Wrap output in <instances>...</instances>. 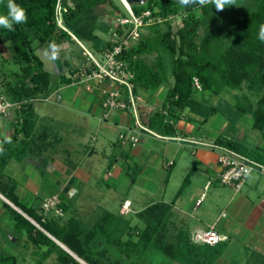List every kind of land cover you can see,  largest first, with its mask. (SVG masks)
<instances>
[{
	"label": "trees",
	"instance_id": "16d2710c",
	"mask_svg": "<svg viewBox=\"0 0 264 264\" xmlns=\"http://www.w3.org/2000/svg\"><path fill=\"white\" fill-rule=\"evenodd\" d=\"M14 2L26 10L28 20L25 24H15V31L0 27V41L9 42L11 60L19 65V70L13 71V80L1 76L0 86L12 100L25 101L18 109L19 122L12 138L0 143L3 147L0 152V193L21 210L0 197L13 223L15 232L12 235L28 234L32 241L46 246L35 264H42L53 254L60 264H83L75 256L87 264H130L120 256L109 258L111 246L120 247L128 256L135 251L146 253L149 249H157L171 262L214 264L223 254L226 243L221 242L223 246L221 243L215 246L205 244L214 251L208 252L184 231L178 234L177 241H170L167 234L172 205L165 201H157L138 213L145 226L134 239L133 231L138 225H133L123 214L106 210L91 227L85 229L77 217L72 216L65 222L61 220L63 216L45 218L38 208L18 200L16 182L7 178L3 170L11 159L21 161L30 151L42 153L49 145H44L43 139L37 151L33 145L37 116L34 100L54 91L52 74L35 53L34 43L50 42L59 49L64 43L75 42L73 34L95 51L102 52L111 44L98 31L110 34L115 26L111 22L100 24L101 14L97 9L108 7L114 17L125 16L126 13L122 10L125 6H119L115 0ZM6 5L7 0H0V15H7ZM132 8L137 14L151 9L156 18L161 16L163 19L148 26L150 33L143 31L139 42L121 54L133 73L136 94L144 93L148 97L162 85L168 87L159 108L152 109L142 101L138 104L141 122L161 135L174 136L178 133L177 124L186 115L198 126L220 115L226 124L213 146L221 152H236L264 166V145L251 148L246 143L247 133L241 135L239 130L240 122L251 115V128L258 131L264 140V41L258 38L260 26L264 25V0H236L235 5L226 6L223 11H217L214 4L182 7L178 0H148L146 5H134ZM59 12L66 29L58 24ZM178 15H183V22L176 27L170 22V17ZM163 21L165 28L161 26ZM63 62L69 71L74 70L70 56ZM61 81L71 83L73 79L65 73L61 75ZM226 90L242 92L237 93L234 103L221 98L213 102L215 96ZM253 94L259 97L256 102ZM193 173L194 167L188 172L177 196L191 181ZM134 180L132 176V182ZM61 198L64 211H68L70 203L62 195ZM125 235H128L127 239H124ZM245 248L248 264L258 260L259 264H264V253L248 244ZM0 264H18V258L14 254L0 252Z\"/></svg>",
	"mask_w": 264,
	"mask_h": 264
},
{
	"label": "crops",
	"instance_id": "0c3cea01",
	"mask_svg": "<svg viewBox=\"0 0 264 264\" xmlns=\"http://www.w3.org/2000/svg\"><path fill=\"white\" fill-rule=\"evenodd\" d=\"M8 45L7 41H0V51L4 53V48L8 49ZM1 57L4 59L3 62L8 60V56L5 54L0 56V59ZM65 73L67 74V72H63L61 75ZM59 83L56 85L57 87L54 86V91L50 97L60 94V99L55 101L56 105L60 103L61 107L75 108L78 114L76 118L78 122H76L75 116L74 118L72 116L63 117V115L55 117L50 113L48 114V120L51 124L49 125L51 130L53 129L54 131L50 135L49 130L41 122H38L40 113L37 109L38 107L34 105L37 114L36 124L37 128H39L35 131L36 141L35 143L33 142V145L36 146L34 148L37 151L42 146L43 140L44 145H49L48 149L42 153L30 151L22 160L23 163H20V166H24L23 169L25 168L28 173L24 182H16L15 192L18 200L22 204L38 208L43 198L45 199L47 196L56 193L58 190H63L66 185H69L68 189L64 191L68 195L66 198L69 200L65 199L70 203L71 197L74 198L80 192L76 185H88V183L93 185L100 182L102 178H114L118 182L131 178L132 181V176H134L135 180L132 182L131 190L135 189L136 197L132 196L130 198L128 196L121 204L118 213L123 214L121 211L124 208L126 212L131 211L134 214H138L157 201H165L172 205L168 220V230L178 233L183 231L181 229H185L183 219L186 201L191 200L194 202L196 195L194 209H197L203 205L206 191L213 186L216 188L219 185V175L223 170L219 163L221 151L213 146L219 134L213 136L211 133L208 135L210 138H204V134H208L206 132L202 136H198V133L193 134V125L195 124L186 115L177 124L178 134L173 138L176 141L156 136L152 137L153 135L150 133L142 132L140 134V141H142L140 144L123 143L119 139V134L127 131L130 126L134 127L135 122L132 113L116 111L105 117L97 91L89 92L84 86L73 82L65 83L60 80ZM164 95L162 94V88H159L155 93H149L148 97H145L143 93L141 97L145 105L154 109L156 106L159 107L161 105ZM7 116H9L10 120L5 124L0 123V143L12 138L15 126L19 122V110L14 108ZM58 121H62L65 125L71 123V126L67 130L63 128L57 130ZM178 138H181L180 141ZM154 139H160L158 141L160 145H156L158 142ZM187 151L192 155L191 158ZM186 164H188L187 168L189 169L186 173L194 167V173L201 169L203 173L206 172L210 176L205 183L204 191L200 195L198 194L200 190L193 193L192 186L198 187V184L192 179L185 191L183 190L179 196H177L176 190L172 191L170 196H167L169 186L175 176L174 171L178 168L182 169ZM45 174L54 176L61 188H56L52 192L40 195L42 177ZM249 178L250 180L248 179L240 190L235 189L234 195L229 196L227 214L228 217L233 218V223H236V225L233 229L222 232L229 237L230 246L225 249L220 257L228 252L234 253V256L239 255L238 251L247 244L264 253V183L260 180L258 181L255 177ZM151 181L162 185L164 190L158 199L150 198L146 203H142L147 196L146 192H151L152 190L148 188L149 190L144 191V189L139 187L142 184H146L149 187ZM138 194L142 197L141 200H139ZM0 197L21 211L3 194L0 193ZM200 199H202V202L198 205L197 202ZM0 204L2 205L1 201ZM125 205L127 206L125 207ZM196 219L199 218L197 217ZM204 219L207 228L211 225H216L218 228L219 216L217 218L218 221L213 217L209 219L204 217ZM226 223H229L228 219ZM245 225H248V227ZM189 226L191 227V225ZM12 229L14 230V228ZM199 229L205 228L197 225L191 230V235ZM174 239H177V235ZM234 248L236 250L233 252Z\"/></svg>",
	"mask_w": 264,
	"mask_h": 264
},
{
	"label": "rangeland",
	"instance_id": "374dc122",
	"mask_svg": "<svg viewBox=\"0 0 264 264\" xmlns=\"http://www.w3.org/2000/svg\"><path fill=\"white\" fill-rule=\"evenodd\" d=\"M115 1L119 6H123V5L127 6V4H125L123 0H115ZM122 10L126 13V9L124 7H122ZM109 11L110 10H108V7L97 9V12L101 14V17L99 18L100 24H103V22H111V23L114 22L113 20L114 16L111 15ZM182 16L183 15H178L174 17V19H171L170 22L173 23L176 27H178L183 22ZM164 22L165 21L161 22L162 28H165L166 26ZM143 31L147 34L150 33V29L148 27H146ZM98 33L105 40H109L111 37L110 34L104 33L101 30H99ZM34 47H35V53L44 61L46 69L50 71V73L52 74L53 86L60 84L59 82L61 80V76H60L61 73L67 72V68L63 62L65 57L70 56L74 66H78L79 63L81 62V60L78 57V55H81V48L75 42H72L70 44H68V42L64 43V45H62L59 49L55 48L50 42L41 45L38 44V42H35ZM4 54L8 56V60H6V62H3L4 60L3 57H1L0 59V71H1L0 81L2 80L1 76H3L4 74H6L7 78L13 80L14 79L13 71H18L19 65L15 64L11 60V53L9 52V49H7L6 47L4 48V53L0 51V56H4ZM171 81L173 83V78L171 79ZM161 88H162V94L164 95L168 87L162 85ZM245 90L247 91L246 88L244 89V91ZM241 92H242L241 90H231V91L226 90L224 91V93H222V95L214 97L213 102H217L221 98L234 103L236 100L235 97L237 93H241ZM59 97L60 94L53 95V97H51L52 98L51 101H46L45 96L34 100V104L38 107L37 109L40 113V118H39L40 120L38 122H41V124H43L46 127V129L49 130L50 135H52L54 131L53 129L51 130V127L49 125L51 123L48 120V116H49L48 114L52 113L55 117L56 116L59 117L63 115V117H67V118L71 116L74 118L75 116V120H77L76 118L78 114L76 113L77 111L75 108L67 107V106L61 107L60 103L59 105H56L55 101H57V99H60ZM252 98L256 102L259 97L253 94ZM59 102L61 101L59 100ZM156 107L159 108L160 106L159 107L156 106ZM12 111L13 109H11L8 114H10ZM7 115L6 116L0 115V123L5 124L7 123L8 120H10L9 116ZM58 122L59 124H57L58 125L57 130L61 128L67 130L71 126L70 125L71 123L65 125V123H63L62 121H58ZM76 122H78V120ZM251 122H252L251 115L246 116L244 120L240 122L239 130L241 135H243L245 132L247 133L246 143L248 144V146H250L251 148H257L256 147L257 145H264V140L261 138L258 131L253 130V128H251ZM194 124L195 125H193V129H194L193 134L198 133L199 134V135L197 134L198 136H202V134L206 132L208 134L207 135L204 134V138H210V136L208 137L209 134L212 133L213 136H215V134L218 135L220 132H222L225 128L226 123L223 122V119L220 115H217L215 117H212L211 120H209L208 122L201 124L200 126H198L197 122H194ZM37 129L39 128H37V124H36L35 131ZM176 136L177 135L171 136L172 137L171 140L176 141L175 139H173ZM154 140H156L157 142L160 141V139L159 140L154 139ZM140 142H137V144H140ZM156 145H160V143L158 142V144ZM189 157L190 158L192 157L190 153H189ZM17 161L18 160L16 159H11L3 171L6 174V177L10 178L11 181L22 183L26 179V174L28 172L25 170V168L23 169L24 166H20V163L21 164L23 163L22 160L18 162ZM187 165L188 164H186L185 167H182V169L178 168L174 171L175 176L173 178V182L169 186L167 196H170L172 191L176 190L175 192L177 194V192L180 190L188 174L186 173L189 170L187 168L188 167ZM250 175L251 176L249 177H255L258 181L260 180L261 182L264 183V173H262L260 169H256ZM249 177L248 179L250 180ZM208 178H210V176L206 172L203 173L201 169L193 173L191 180L193 179V181H195V183L198 184V187L192 186V192L194 193L200 190L198 193L200 195L204 191V186ZM219 180H220L219 185L216 188L213 186L206 191V198L204 199V203L201 207L194 209L196 195L194 197V202L191 200L186 201L187 203H185L184 205V212L186 216L184 215V219H183L184 222L183 225L185 226V229H181L186 234L188 235L190 234L191 236V230L195 228L197 225L206 229L207 226L206 223H204L205 221L204 217L207 219L213 217L215 218V220H217L219 216L220 219H218L219 221L217 220L218 221L217 224H218V229L221 232H227V230L233 229L234 226L236 225V223H233V218L230 216L228 217L227 214V205L230 199L229 196L234 195L235 188L229 184L223 183L220 179V175H219ZM149 184H150L149 187L146 186V184L145 185L142 184L139 187L140 189H144V191H147L149 189L152 190L151 192L149 191L146 192L147 196L145 199H143L142 203H146L148 199L150 200V198L158 199L160 197V194L164 190L163 186L160 185L159 183L151 181ZM132 185L133 184L131 178H128L127 180L122 182L120 181L118 182L114 178H110V179L102 178L100 179V182L95 183L93 185H89V183L88 185L87 184L76 185V187L79 189L80 192L76 196H74V198L71 197L70 199L71 206L68 209V211H65V214L61 219L62 222H65L68 218L74 216L81 219V221L85 225L84 228L86 229L87 227H91L104 211L108 210L113 213H118L121 204L128 196L130 198H132V196L136 197L135 195L136 192H134L135 189L131 190ZM187 185H189V183ZM187 185L185 186V188L187 187ZM41 186H42V191L40 195H44L46 193L52 192L56 190V188L59 189L61 188L55 177L48 174L47 175L45 174L42 177ZM68 187L69 185L68 186L66 185L63 188V190H58L56 193H58L60 197L62 195L64 198H66L68 197V195L65 193L64 190L68 189ZM92 187L93 189H91ZM94 189L96 190L94 191ZM69 195H71V193H69ZM138 198L139 200L142 199V197L139 194H138ZM43 200L44 198L42 199V201ZM42 201L38 205L39 212L45 218L53 217V215L50 214L47 215L42 211L41 208ZM121 212L131 221L133 225H138L133 231L134 233L133 237L134 239H137L138 233L141 232L145 226L143 219H141L138 214H134L131 211L126 212L124 208L122 209ZM224 215L225 216L227 215V217H225ZM197 217L199 219H196ZM227 219L229 220V223H226ZM12 224H13L12 220L5 211L3 205L0 204V252L16 255L18 258V264H35L37 262V259L40 257L41 253L45 251L46 246H41L38 243L32 241L28 234H23L22 236L12 235V233L14 234L15 232V230L12 229L13 228ZM189 225H191V227ZM245 226L248 227V225ZM178 234L179 233L176 231L168 230L167 237L170 241L175 242L177 240L174 238L176 235L178 237ZM127 238L128 235H125L124 239ZM222 243H226V245ZM222 243L221 246L224 245L223 248L225 251V249L228 246H230V243L228 241ZM200 246L207 249L208 252H214L212 248H209L207 245L205 246V244H200ZM236 248H234L233 252L236 250ZM238 253L239 255L236 256H234V253L232 252L225 253L222 257H218V259L214 264H232L233 262L236 264L237 263L248 264L249 260L245 246L241 248L240 251H238ZM119 256L122 258V260H127L130 264H182V262H178V261L171 262L168 256H166L157 249H149L148 251H146V253L142 251L139 252L135 251L132 255L128 256L127 254L121 251L120 247L111 246L109 248L108 257L114 259ZM75 258H77V260L80 261L81 263L87 264L79 257L75 256ZM252 262L253 264H257V263L259 264V260ZM42 264H60V263L57 259L56 254H53L52 256L47 258Z\"/></svg>",
	"mask_w": 264,
	"mask_h": 264
},
{
	"label": "built area",
	"instance_id": "2783aa9c",
	"mask_svg": "<svg viewBox=\"0 0 264 264\" xmlns=\"http://www.w3.org/2000/svg\"><path fill=\"white\" fill-rule=\"evenodd\" d=\"M125 8L127 10L125 16L117 15L114 17L112 24L115 27L108 40L111 46L102 52L95 51L88 43L71 34L82 52L81 57L79 56L81 62L78 66H73L74 72L68 70L67 75L73 79V83L84 86L87 91L98 92L99 102L105 117L116 111L133 114L134 127L130 126L127 131L119 134V139L123 143L140 142L142 132L171 140V136L161 135L141 122L138 104L143 101V98L135 93L132 83L133 73L128 62L121 58L123 51L131 49L133 45L139 42L146 27L163 19L161 16L156 18L151 9L137 14L128 4L125 5ZM174 17L176 16H171L170 20ZM58 24L66 29L60 17V12ZM70 43L68 42V44ZM45 100L50 101L51 97L46 96ZM24 102L12 100L3 92L0 86V115H7L14 108L19 109ZM170 122L175 124L171 119ZM180 139L178 138L179 141ZM219 163L223 169L220 173L221 181L233 186L236 190H240L244 186L250 174L256 169L264 172V166H259L255 162L229 150L220 153ZM202 199L198 200V205L201 204ZM41 208L47 215L61 217L65 214L62 207V198L58 193L46 197L42 201ZM191 238L194 243L211 246L228 240V236L221 233L216 225L194 231Z\"/></svg>",
	"mask_w": 264,
	"mask_h": 264
},
{
	"label": "clouds",
	"instance_id": "9594fccd",
	"mask_svg": "<svg viewBox=\"0 0 264 264\" xmlns=\"http://www.w3.org/2000/svg\"><path fill=\"white\" fill-rule=\"evenodd\" d=\"M178 3L182 7H188L191 5H200L201 7L208 4H214L217 11H223L226 6L235 5L236 0H178ZM7 15H0V27H3L9 31H15V24L27 23L28 17L26 10L17 5L14 0H7ZM261 41H264V25L260 26L259 37ZM3 151V147L0 146V152Z\"/></svg>",
	"mask_w": 264,
	"mask_h": 264
},
{
	"label": "water",
	"instance_id": "95a60500",
	"mask_svg": "<svg viewBox=\"0 0 264 264\" xmlns=\"http://www.w3.org/2000/svg\"><path fill=\"white\" fill-rule=\"evenodd\" d=\"M129 6L134 5H146L148 3V0H125ZM61 244V243H60ZM64 248H66L63 244H61ZM67 249V248H66ZM68 250V249H67Z\"/></svg>",
	"mask_w": 264,
	"mask_h": 264
},
{
	"label": "bare ground",
	"instance_id": "6f19581e",
	"mask_svg": "<svg viewBox=\"0 0 264 264\" xmlns=\"http://www.w3.org/2000/svg\"><path fill=\"white\" fill-rule=\"evenodd\" d=\"M125 4H127V2L125 0H123Z\"/></svg>",
	"mask_w": 264,
	"mask_h": 264
}]
</instances>
